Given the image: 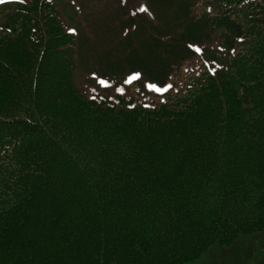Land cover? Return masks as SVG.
Here are the masks:
<instances>
[{"label":"trees","instance_id":"obj_1","mask_svg":"<svg viewBox=\"0 0 264 264\" xmlns=\"http://www.w3.org/2000/svg\"><path fill=\"white\" fill-rule=\"evenodd\" d=\"M28 4L0 10V264H191L264 231V0H161L172 42L128 62L163 91L91 98L56 3Z\"/></svg>","mask_w":264,"mask_h":264},{"label":"rangeland","instance_id":"obj_2","mask_svg":"<svg viewBox=\"0 0 264 264\" xmlns=\"http://www.w3.org/2000/svg\"><path fill=\"white\" fill-rule=\"evenodd\" d=\"M57 5V11L60 15V19L63 22L64 30L67 33L69 29H75V36L79 40V55L85 60L86 65L82 66L80 72L75 73V78L80 85L82 93L88 98L90 96H98L101 93L104 96L112 97L118 94V92L124 91L127 88L125 81L130 76L131 70L134 69L133 65L128 62V58L135 55H131L126 50L127 39H124L122 26L117 24L123 18H127V14L131 11L137 14L140 13L146 15L151 20L150 1L151 0H51ZM31 0H4L0 1V8L11 9L18 3H29ZM140 5L147 7L148 11L143 12L140 10ZM121 14V15H119ZM132 14V13H131ZM136 16V15H134ZM149 25L148 22H144ZM121 27V32H120ZM203 32L202 29L198 31L199 34ZM123 34V35H122ZM152 37L158 35L153 31L150 32ZM74 36V35H73ZM210 42H203V45H195L203 48H215L217 46L213 37H210ZM121 40L123 49H121L119 55H113L114 63L108 65H120L119 67L93 65L94 62L100 63L110 58L109 53L118 48L113 42L115 40ZM138 38L134 36V43L139 48ZM117 51V50H116ZM115 51V52H116ZM94 56V59L91 56ZM140 58L147 60L151 59V56L145 51L139 54ZM80 62V61H79ZM90 64L87 66V64ZM81 64V63H80ZM85 64V63H84ZM96 67L97 69H95ZM140 84L146 89H149L146 85L150 84V80L147 78L146 70L139 71ZM114 73V74H113ZM95 74V75H93ZM129 75V76H128ZM142 75V77H141ZM100 80H104L107 84H101ZM121 89V91H117ZM123 89V90H122ZM151 90V89H149ZM154 91V90H153ZM128 93L127 95H130ZM247 238V237H245ZM236 250H219L206 253L201 260H198L191 264H222L218 258L223 260V264L228 262V256L237 254L240 264H264V232L257 233L248 239H242L236 245ZM221 255V256H217ZM217 256V257H216ZM232 260V264H235L237 257L229 256ZM255 258V259H254Z\"/></svg>","mask_w":264,"mask_h":264},{"label":"snow or ice","instance_id":"obj_3","mask_svg":"<svg viewBox=\"0 0 264 264\" xmlns=\"http://www.w3.org/2000/svg\"><path fill=\"white\" fill-rule=\"evenodd\" d=\"M21 2H23V0H21ZM140 10L143 11V12H147V11H148L147 7L144 6V5H140ZM69 31H70V32H75V29H71V28H70ZM241 39H242V38H241ZM189 47H193V46H192V45H189ZM196 51L199 52L200 49H199V48H196ZM93 75H95V74H93ZM139 77H140V73H133L132 75H130V76L127 78V80H126L125 82L127 83V82H130V81H132V80H136V79H138ZM100 83H101V84H107V82L104 81V80H100ZM146 86H147L149 89L154 90V91H158V92L163 90V89L157 88V86H156L155 84H147ZM168 87H171V85H168ZM117 91H121V89H117Z\"/></svg>","mask_w":264,"mask_h":264}]
</instances>
